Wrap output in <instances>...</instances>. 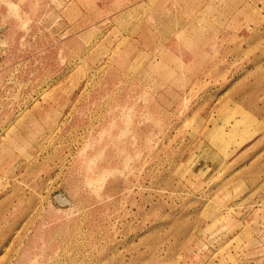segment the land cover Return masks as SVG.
Instances as JSON below:
<instances>
[{
	"label": "rangeland",
	"instance_id": "rangeland-1",
	"mask_svg": "<svg viewBox=\"0 0 264 264\" xmlns=\"http://www.w3.org/2000/svg\"><path fill=\"white\" fill-rule=\"evenodd\" d=\"M66 1L0 0V264H264V0L175 37L186 84Z\"/></svg>",
	"mask_w": 264,
	"mask_h": 264
},
{
	"label": "crops",
	"instance_id": "crops-1",
	"mask_svg": "<svg viewBox=\"0 0 264 264\" xmlns=\"http://www.w3.org/2000/svg\"><path fill=\"white\" fill-rule=\"evenodd\" d=\"M225 1L237 3L239 0H68L66 3L67 6L70 5L67 10L71 9L73 18L71 26L73 29L76 28L75 30H90L97 19L114 20V24L115 21L127 20L124 30H136L141 40L139 52L147 56L152 66L160 64L161 52L169 57L172 62L169 68L172 69L174 66L175 71L171 74L172 70H168L167 83L186 84L190 82L188 71L176 68L197 65L199 60L204 61L200 62V66L206 65L207 58L197 44L195 47L185 49L186 43H181L175 37L177 35L193 37V32L197 30H192V27L197 20L201 21V25H206L208 19L223 23ZM236 31L238 30H232L233 33ZM128 32L130 34L134 31ZM170 40L172 43H166ZM188 40L192 41V38ZM197 51L199 58H193L192 55L197 54L195 53Z\"/></svg>",
	"mask_w": 264,
	"mask_h": 264
}]
</instances>
